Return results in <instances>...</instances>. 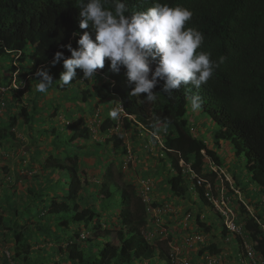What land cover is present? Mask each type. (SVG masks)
Listing matches in <instances>:
<instances>
[{"label": "trees", "instance_id": "1", "mask_svg": "<svg viewBox=\"0 0 264 264\" xmlns=\"http://www.w3.org/2000/svg\"><path fill=\"white\" fill-rule=\"evenodd\" d=\"M156 2L192 11L186 26L204 35L197 51L209 53L218 67L199 89L182 86L174 90L171 98L161 93V81L153 90L158 93L157 100L149 103L142 99L146 94H141V98L130 95L132 86L126 70L112 71L107 59L105 67L97 70L96 81H80L83 73L77 69V80L70 86L57 82L64 69L62 62L51 67L54 54L63 51L66 58L70 57L65 46L76 48L84 31L95 37L91 27L79 28V10L87 0H0L1 80L5 86L13 83L18 88H11L16 99L13 105L6 97H0V148L19 142L16 128L22 126L29 134L31 125L45 122L36 113L38 103L46 97L36 91L39 81L34 74L40 68L49 70L54 82L51 87L61 90L65 100L74 94L78 103L65 110L68 115L82 105L94 100L106 102L110 97L124 109L117 122L104 117L98 126L103 142L87 148V153L79 147V142L92 137L86 119L79 116L76 121L55 127L56 106L47 101L46 107L52 111L46 120L48 125L39 134L49 137L53 150L39 149L33 154L32 159L45 156L38 161L39 173L23 177L25 193L19 198L20 205L14 199L15 188L8 185L11 182L4 187V201L14 219L0 214V232L5 231L12 238L9 254L3 255L0 264H27L32 260L33 264H171L168 242L172 237L154 243L144 238L148 207L134 184L123 181V171L115 157L107 156L111 151L114 156L127 153L122 139L111 132L116 129H134L151 139L159 160L172 173L166 182L174 198H184L191 191L204 205L211 206L208 199L218 198L222 187L221 171L226 165L217 151L225 141L232 145L235 156L243 154L250 181L264 193V0H126V15L146 11ZM102 3L114 11L112 0ZM27 77L30 81L26 85ZM22 86L26 97L19 89ZM188 94L201 97L198 116L203 114L202 118H209L216 127L210 142L195 135L189 124ZM28 103H32L29 109ZM153 134L159 135L162 147ZM89 153L96 159L93 165L98 172L93 182L81 176L83 157ZM180 160L190 164L197 178L205 182L195 185L197 180L189 172L182 173ZM233 182L237 188L239 181L234 176ZM224 185L228 205L238 206V213L235 206L231 210L240 234L228 232L222 224L221 241L229 242L232 236L242 249L244 239L252 244L264 264V213L260 215L256 205L242 200L234 188L228 189V183ZM248 204L253 211L247 210ZM215 214L222 221V215L218 211ZM199 216L196 222L203 232L212 231L213 225H205ZM220 252L219 244L213 242L200 247L197 254Z\"/></svg>", "mask_w": 264, "mask_h": 264}, {"label": "rangeland", "instance_id": "2", "mask_svg": "<svg viewBox=\"0 0 264 264\" xmlns=\"http://www.w3.org/2000/svg\"><path fill=\"white\" fill-rule=\"evenodd\" d=\"M24 81L27 85V83L30 81V78L27 77L24 79ZM4 82L1 80L0 74V97H6L7 100L13 105L16 99L11 92V88L13 90H17L18 88L15 86V84L5 86L6 82ZM52 87L47 93H45L46 97L43 98V102L38 103L36 109V113L39 117L38 119H43L45 122L37 125H31L32 128H28V130L31 131L29 133L30 135L23 131L22 126L16 128L15 132L20 138L19 142L8 144L6 147L0 148V182H3V185L0 183V214L4 215L8 219H14V217L12 214H10L11 210H7L8 206L4 201L3 191L5 188H7L5 187L6 184L11 182V184L8 185L15 188L16 196L14 199L16 204L20 205L21 201L19 198L23 195V193H25V186L22 185V182H24L23 177H32L31 175H35L37 172L39 173L38 161L43 160V157L45 156L37 155V158L34 157L32 159L33 154L39 149L41 151H46L48 149L50 151L53 150V146L51 145L49 137L44 138L42 134H39V132L43 131L44 127L48 125L49 122L46 120L52 111V108L46 107L47 101H51V104L56 106L57 114L54 117L55 127H60L61 124L76 121L79 116H82L86 119V124L91 130L92 137L89 141L79 142V147H81L83 151L87 150L89 147L91 148L93 144L103 142L104 137L99 134L98 126L105 116H109V111L118 106L117 104H114V100L112 97H110L106 102H97L94 100L92 103L82 105L79 107L80 109H73V115H68L65 113V110L74 107L78 101H76L75 97H73L74 94L66 96L68 99L65 100V95L60 94L62 91H56L55 89L54 91ZM24 88L25 86L19 88L23 93L22 97H26L25 94L27 91ZM32 97L33 96H31V99ZM31 104L32 103L27 104L28 109L32 107ZM13 107L14 106H11V110L14 111ZM9 110L10 108H8L6 111ZM199 111H191L190 103L187 104V115H191V117H188V121L189 124H191V127L195 129V135H199L200 138L210 142L213 138V133L215 132L216 127L209 118L203 119V114H201V117H199ZM2 115L7 114L2 113ZM113 120L117 122V119ZM111 132L120 137L124 146L127 148V153L125 155L117 153L114 156L115 153L112 151L107 155L111 156L110 158L115 157L117 160L116 163L119 164V167L121 166L123 171V181L134 184L137 192H139L140 184L143 181L148 182L151 186L150 204H156V207L153 208H159L160 212L154 217L151 215L148 216L147 221L150 223L149 229L154 231L158 224L160 227L164 228L171 237H173L171 240L172 244L178 248L182 246L183 237H185L187 234H190L192 231L196 233L199 232L205 235V243L207 245L213 242L218 243L221 249V254H226V259L227 252H230L231 249L230 259L234 258L238 260L241 257V247L232 236H229V243L232 245H229V248L225 245L226 242L221 241V232L223 226L215 214L216 211L212 209V205H204L203 202L199 200V197L196 195V193L191 191L184 198H174L171 196L166 181L172 173L165 163L159 160L160 155L158 151L155 149L151 139L145 133L136 132L134 129L130 131L116 129ZM153 136L159 137L157 134H153ZM226 143V141L221 142L220 149L217 151L218 155L226 165L221 171L223 173V178H221L223 182L221 181V186L223 187L224 182L228 183V189L232 190L234 188L235 190H238L237 192L240 193L239 197L248 203L250 202L251 204H249L251 206L256 205L257 212L260 215H263L264 193H261L250 181L249 174L245 169L243 154L239 157L235 156L232 145L230 143ZM85 152L88 153V151ZM101 152L102 151L99 150V153ZM83 158H85V160H82L84 163L82 169L84 174H81V176L87 179V181L93 182L95 181L96 174L98 173L97 168H95V165H93L96 159L91 153H89L87 157ZM128 159L130 160V163L125 165ZM233 176L239 181L237 188L233 184ZM222 187V193L220 190L219 196L223 195L225 197L224 193L227 191L226 186L224 185V187ZM231 206H235V209L238 213L237 204H231ZM251 206L247 208L248 211H253ZM186 214H190L189 224L183 228V217ZM197 214L205 215L204 219L201 221L205 223V225L211 223L213 225L212 231L209 233L203 232V229L199 227L196 222ZM11 245V236L5 231H1L0 263L2 262L1 260L3 255L9 254L8 250L10 249ZM198 249L200 248H193L191 250L181 248V257L184 256L187 259H190L193 264H202L200 261V256L197 254ZM223 260H225V256L224 259H222L221 264H224ZM34 261L35 260H32L27 264H33Z\"/></svg>", "mask_w": 264, "mask_h": 264}, {"label": "clouds", "instance_id": "3", "mask_svg": "<svg viewBox=\"0 0 264 264\" xmlns=\"http://www.w3.org/2000/svg\"><path fill=\"white\" fill-rule=\"evenodd\" d=\"M112 4L114 11L108 10L102 0H87L80 8L79 28L87 30L91 27L95 37L93 39L88 31H84L79 35L76 48L71 44L65 46L70 57L66 58L63 51L54 54L51 67L62 62L64 69L57 81L59 84L70 86L77 80V69L83 73L80 81H96L97 70L105 67L106 59L112 71L126 70L132 86L130 95L141 98V94H146L142 99L149 103L157 100L158 93L153 90L161 81V93L171 98L174 90L178 91L182 86L199 89L212 78L218 64L209 53L197 51L204 42V35L196 28L186 26L193 16L191 10L156 2L146 11L129 16L126 15V0H112ZM34 75L39 80L36 91L47 93L54 84L49 70L40 68ZM186 99L191 111L201 109L200 96L188 94ZM116 104L118 106L108 113L112 119H118L124 111L119 102ZM129 163L130 160L125 165ZM234 191L239 194L238 190ZM218 255L222 257L221 252ZM240 258L236 259L238 264Z\"/></svg>", "mask_w": 264, "mask_h": 264}, {"label": "built area", "instance_id": "4", "mask_svg": "<svg viewBox=\"0 0 264 264\" xmlns=\"http://www.w3.org/2000/svg\"><path fill=\"white\" fill-rule=\"evenodd\" d=\"M158 144L162 147V143L159 140V137L153 136ZM129 160V159H128ZM179 167L181 168V171L183 174H186L189 172L190 177L192 179H196L197 181L195 182V185H201L203 182L201 179L197 178L196 174L193 173V170L191 169L190 164H185V162H183V160H180L178 163ZM210 169L214 170L213 167L209 166ZM222 173V172H221ZM222 180V179H221ZM194 185H192L191 188H193ZM150 190H151V186L148 182H142L140 184V189H139V193L138 195L140 196V198L142 199V202L144 204H146L147 208V213L148 216L151 215L152 217L156 216V214H158L159 208H151L149 207L150 203H151V197H150ZM222 193V190H221ZM206 196H208V194L206 193ZM212 205V207L214 208V210L217 212H219L223 219H222V223L225 226V228L228 230V232H236L238 234L239 233V227L235 224L234 221V214L231 210V207L228 205V202L226 201L225 197L223 195H220L218 198H210L208 199ZM189 218H190V214H186L183 217V224L182 227H186L189 224ZM200 220L204 219L203 215H200ZM149 225L150 223L147 221V225L145 226V228L142 230V234L144 236V238L150 242V243H154L156 241H164L167 240L169 234L166 232V230L162 227H160L157 224V228L154 229V231H152L151 229H149ZM205 235L202 233H196L194 231H192L190 234H187L185 237L182 238V246L181 247H176L172 244V241L168 242V246H169V251H170V263L171 264H193L190 259H187L186 257L182 256L181 257V248L182 249H187V250H191L193 248H200L206 245L205 243ZM173 239V237H172ZM227 240V239H226ZM200 256V261L202 264H221L222 261V257L221 255H210L208 253H204ZM240 264H263L261 262V259L257 256V254L255 253V251L252 248V244H250L249 242H246L243 239V244H242V254H241V258H240Z\"/></svg>", "mask_w": 264, "mask_h": 264}, {"label": "crops", "instance_id": "5", "mask_svg": "<svg viewBox=\"0 0 264 264\" xmlns=\"http://www.w3.org/2000/svg\"><path fill=\"white\" fill-rule=\"evenodd\" d=\"M232 246V245H231ZM228 247V246H227ZM230 247V246H229ZM228 247V248H229ZM227 249V248H226ZM232 250V249H231ZM231 250H230V252H227V259H226V254L225 255H223L224 253H222V257H223V259H224V256H225V260H223L224 261V264H238V261H236V259H230V256H231Z\"/></svg>", "mask_w": 264, "mask_h": 264}]
</instances>
